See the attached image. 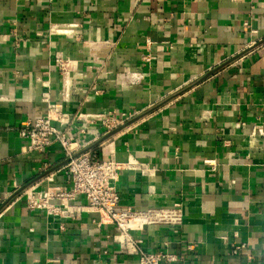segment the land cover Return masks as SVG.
<instances>
[{
  "label": "crops",
  "instance_id": "crops-1",
  "mask_svg": "<svg viewBox=\"0 0 264 264\" xmlns=\"http://www.w3.org/2000/svg\"><path fill=\"white\" fill-rule=\"evenodd\" d=\"M45 92L67 112L125 119L89 145L145 165L120 171V207L180 204L176 230L134 233L144 250L264 264V0H0V264H138L96 213L26 208L24 187L67 186L58 142L22 151L19 129L45 113ZM75 123L78 141L97 135ZM240 242L250 259L231 254Z\"/></svg>",
  "mask_w": 264,
  "mask_h": 264
},
{
  "label": "built area",
  "instance_id": "built-area-1",
  "mask_svg": "<svg viewBox=\"0 0 264 264\" xmlns=\"http://www.w3.org/2000/svg\"><path fill=\"white\" fill-rule=\"evenodd\" d=\"M78 24H68L62 32L71 35ZM145 61L149 60L144 55ZM63 71L64 63L59 62ZM62 91L64 100L68 98V88ZM43 101L46 102L44 114L28 119L19 129V136L23 139L24 152H42L52 142L56 141L63 149L66 163L62 170L67 177V186L47 185L42 187L39 183H33L22 189L21 195L25 199V206L29 211H43L48 217H56L61 220L78 219L84 212H93L98 215L96 225H112L117 234L113 237L119 247L128 254H134L138 258V264H172L176 256L166 249L159 251H146L141 246V239L134 233L143 230L146 226L159 224L171 225L177 229L182 223V209L179 203L171 207H150L137 210L131 206L120 207L117 186L119 173L122 169H144L145 165L134 159L118 162L110 153L108 157L98 159L95 148L89 145L99 137L116 130L125 119L115 113L102 112L98 114L70 113L63 109L60 102L49 101L48 93H43ZM75 122L98 125L97 135L92 141H78L73 129L80 132L84 127H78ZM17 189L19 186L14 185ZM81 196L82 203L76 202ZM62 227V226H61ZM192 249L193 245H187ZM247 243L240 242L233 245L232 255L242 254L246 259L251 256L247 252Z\"/></svg>",
  "mask_w": 264,
  "mask_h": 264
},
{
  "label": "water",
  "instance_id": "water-1",
  "mask_svg": "<svg viewBox=\"0 0 264 264\" xmlns=\"http://www.w3.org/2000/svg\"><path fill=\"white\" fill-rule=\"evenodd\" d=\"M115 131H117V130H115ZM115 131H113V132L109 133V135H111V134H112V133H114Z\"/></svg>",
  "mask_w": 264,
  "mask_h": 264
}]
</instances>
